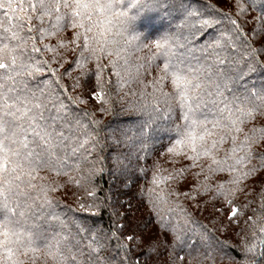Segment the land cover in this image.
<instances>
[{
	"label": "snow or ice",
	"instance_id": "6c2138e0",
	"mask_svg": "<svg viewBox=\"0 0 264 264\" xmlns=\"http://www.w3.org/2000/svg\"><path fill=\"white\" fill-rule=\"evenodd\" d=\"M233 6L236 17L249 7L256 11L250 31L264 33V0H234ZM152 18L167 25L154 38L138 30ZM66 29L70 37L60 35ZM262 53L264 44L253 47L237 18L200 0H0V264H113V257L103 255L113 239L118 264L151 261V252L144 251L133 259L137 238L121 242L122 226L113 224L110 235L86 228L80 219L57 213L49 195L61 187L49 182V173L80 187L81 180L91 183L103 172L96 168L100 121L72 115L73 105L89 102L83 99L88 92L104 113L114 111V95L122 93L120 100L141 117L110 137L134 150L138 161L157 133L168 134L160 154L167 163L187 161L171 170L154 162L147 193L173 251L195 230L181 196L196 200L211 192L213 212L227 207L229 223L238 224L249 204L236 201L247 196L246 181L264 170V152L254 149L264 143V126L254 123L264 116V87H247L249 75L264 69ZM117 166L123 167L119 161ZM190 169H198L196 179L182 191ZM224 172L228 179L213 188L211 178ZM169 182L177 187H161ZM87 197L92 202L81 203L82 210L99 207L94 191ZM252 213L245 220L251 241L243 243L239 264H255L248 256L257 241L264 246V195ZM209 231L200 232L202 241L210 239ZM178 259L183 264L184 257Z\"/></svg>",
	"mask_w": 264,
	"mask_h": 264
},
{
	"label": "trees",
	"instance_id": "16d2710c",
	"mask_svg": "<svg viewBox=\"0 0 264 264\" xmlns=\"http://www.w3.org/2000/svg\"><path fill=\"white\" fill-rule=\"evenodd\" d=\"M200 3L212 4L222 12L230 13L234 18H237L244 26L253 47H260L264 44V33L253 36L250 31L254 26L250 21L257 14L250 7L245 16L236 17L233 6L234 0H200ZM166 27V23L162 24L158 19L152 18L145 20L142 26H138V30L145 34H152L154 38L156 32L162 31ZM71 32V29H66L60 35L70 37ZM57 39L58 37H54L50 42L55 43ZM66 55L69 61L73 59V53L69 52ZM261 59L264 61V53L261 54ZM88 69V77L94 81L95 67L93 62H89ZM154 74L155 69H153ZM81 79L83 80L84 77ZM65 82L69 85L72 83L67 78H65ZM247 87L254 89L264 87V69H257L255 73L249 75ZM79 92L80 90H77V93ZM120 95L123 94L114 95V103L111 105L114 111L108 113L99 110L102 105L91 97V92L83 95V99L89 101L88 103L72 106L73 116L85 121L89 117L100 121L97 130L100 134L102 149H98L96 153L98 161L96 168L103 167V172H97L91 183H85L81 180L80 187H77L75 183H68L67 177H57L54 173H49V182L56 180L61 184V187L55 192L49 193L56 203L55 211L64 214L65 218L75 217L80 219L86 228L101 229L109 235L113 230V224L117 227L122 226V236L121 233L117 234L121 236V242L127 243L125 238L130 235L137 238L132 242L134 260L144 251L151 252L152 259L149 264H180L178 259L180 256L184 257L183 264H239L240 261L245 259L241 251L243 243L251 241L250 230L245 223L246 217L253 215V208L257 211L260 210L261 196L264 195V170L246 181L247 196H241L236 201L240 205L249 204L246 215L240 217L238 224L236 222L229 223L227 214L229 210L227 207L220 212H213V201L209 200L211 192L196 200L185 199L181 196L179 202L190 214L191 220L196 222L190 225L195 230L189 232L185 243L177 246L173 251L171 247L172 237L170 234L161 232L159 222L148 203L147 193L154 162L158 161L162 167L171 170L172 167H180L182 164H186L187 161L179 159L176 165H172L166 162V155H160L165 153L169 144L168 134L166 133L156 134L150 149L140 154L142 158L139 161L137 160V153L129 146L117 145L111 141L110 137L114 130L119 132L123 129L132 128L141 119L138 114L128 110V105L120 100ZM85 110L88 112V117L84 116ZM254 123L258 127L264 126V116L258 115ZM252 126V122L246 124L245 130ZM106 137L109 138L107 141L105 140ZM254 149L257 153L264 152V143L254 145ZM220 155H223V151L220 152ZM118 161L123 167L117 166ZM202 163L206 164L207 161H202ZM252 163H256V161L253 160ZM196 171L198 169H190L186 174V181H181L180 189L182 191H188L191 187V182L196 179L192 174ZM69 175H72L75 179L80 178L74 172L69 173ZM199 179L203 181V177ZM227 179L228 173H216L209 183L214 188L217 181ZM161 187H165V190H167L168 188H176L177 185L174 182H169L167 186L161 185ZM88 190L95 192V201L99 207L82 210L80 208L81 203L88 204L92 202L87 197ZM216 206L219 208V203ZM42 226L47 227V225ZM205 229L210 230V239L202 241L199 234ZM157 238L159 243H157ZM107 243L109 247L103 255L113 257V264H118L117 241L113 239ZM149 243L153 245V248L146 247ZM189 253H191V256H189ZM209 254L210 258H206L209 257ZM248 259L254 260L255 264H264V246H261L257 241L255 253L249 254Z\"/></svg>",
	"mask_w": 264,
	"mask_h": 264
}]
</instances>
